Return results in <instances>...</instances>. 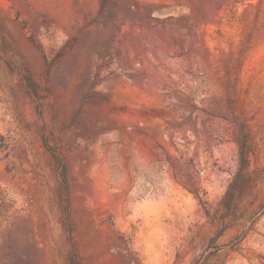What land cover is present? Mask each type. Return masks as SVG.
Returning a JSON list of instances; mask_svg holds the SVG:
<instances>
[{
	"label": "rangeland",
	"instance_id": "rangeland-1",
	"mask_svg": "<svg viewBox=\"0 0 264 264\" xmlns=\"http://www.w3.org/2000/svg\"><path fill=\"white\" fill-rule=\"evenodd\" d=\"M72 260L264 264V0H0V264Z\"/></svg>",
	"mask_w": 264,
	"mask_h": 264
},
{
	"label": "trees",
	"instance_id": "trees-1",
	"mask_svg": "<svg viewBox=\"0 0 264 264\" xmlns=\"http://www.w3.org/2000/svg\"><path fill=\"white\" fill-rule=\"evenodd\" d=\"M28 84L33 87V83L30 77H27ZM240 128L243 132L242 138L239 140V165L237 172L230 183L226 193L224 194V197L222 199V203L226 207V209H230L231 206H233V200H234V191L236 186H239V184L244 183V181L250 180L251 172L249 170L250 167V143H249V135L248 133H245L244 126L241 124ZM64 180H66V171L62 173ZM221 229L217 235L221 234ZM71 264H77L75 260H72Z\"/></svg>",
	"mask_w": 264,
	"mask_h": 264
}]
</instances>
